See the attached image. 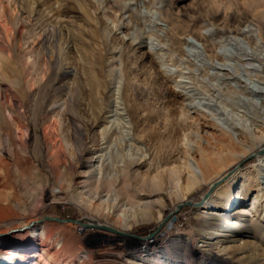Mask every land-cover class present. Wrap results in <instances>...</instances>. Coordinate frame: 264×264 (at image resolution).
Listing matches in <instances>:
<instances>
[{
    "label": "rangeland",
    "instance_id": "1",
    "mask_svg": "<svg viewBox=\"0 0 264 264\" xmlns=\"http://www.w3.org/2000/svg\"><path fill=\"white\" fill-rule=\"evenodd\" d=\"M0 3V253L22 264H264V148L242 159L253 139L231 140L210 115L251 111L257 122L260 108L238 103L235 80L217 78L213 58L186 56L199 31L209 45L239 34L262 57L250 62L264 66V0ZM8 28L19 30L11 40ZM254 133L264 136V125ZM192 156L206 173L194 184ZM127 157L137 160L123 178ZM234 165V180L223 177L202 201ZM99 168L117 175L127 209L153 203L128 210L136 223L126 232L71 196ZM34 225L42 229L29 238Z\"/></svg>",
    "mask_w": 264,
    "mask_h": 264
},
{
    "label": "bare ground",
    "instance_id": "2",
    "mask_svg": "<svg viewBox=\"0 0 264 264\" xmlns=\"http://www.w3.org/2000/svg\"><path fill=\"white\" fill-rule=\"evenodd\" d=\"M5 8H6L5 5L0 3V18L6 22L5 26H7L8 18L6 17ZM20 26H23V24H21ZM9 30L10 28H8L6 31V36L8 40L13 39L14 34L19 33V30H17L13 35H11L9 34ZM252 30L254 29L247 27L241 30L240 32L243 33L244 35L245 32H251ZM236 35L237 34H235L234 36L227 37L225 42L223 41L224 40L223 38H222L223 42L211 41L209 45L206 43L208 35L204 32L199 31L198 37L196 39L194 38L193 41H191V38L187 39L188 43L190 44V49L187 51L186 56L187 57L193 56L195 57V59L199 58L201 60L206 56L213 58L211 59V63L213 65V69L217 70L214 75L217 78L218 76L222 77L223 80H235L234 88H233L235 92H233V94L241 93V95L237 97L238 103L245 105L244 107L248 109H251L250 108L251 106L260 108L259 113L262 115V117L260 118L261 120L257 121L258 123L254 121L256 119V116L252 114L251 111H245L242 112L243 114L241 113L238 114V113H231L230 111L227 110L224 111L215 110L214 113H210V115L213 116V119L217 121L221 129L230 136L231 140H234V138H236L240 132L244 134H248L253 139V143L254 145H256V150L255 151L251 150V152L249 153H244V155H242V159H243L248 154H251L253 152L258 153L264 148V136H262V134L256 135L254 133V130L259 124L264 125V79L260 81L258 80L254 81L252 79V70H255L256 72L262 71L264 70V66L263 64H255V62L254 63L250 62L251 60H258L261 59L262 57L255 52L256 50H254V48L256 49V47L252 48L250 43L243 39L244 37L242 38L239 34L238 35L240 37ZM253 35H256L257 39L259 40L257 33ZM198 39L203 40L205 43L199 42ZM217 45H219L218 49H216ZM243 54H244V59L242 57ZM245 55L247 56V58H245L246 57ZM217 59L218 60L221 59V60L217 61ZM243 61H246V63H241ZM240 70L244 71V75L246 77L245 80L240 79V75H241L239 73ZM13 73L16 74L18 73V71H15ZM203 101L204 100H202L200 104L204 105L205 107H208L209 102L206 103ZM117 110L118 108L115 107L114 111ZM108 112H112V110ZM110 130L115 131V128L109 127L106 130V133H108ZM261 159L264 162V154ZM136 160L137 158L135 157L132 158L127 157L121 160V165L119 167V170L123 178H125V176L127 175L129 166L133 165ZM203 161H204L203 159L196 160L193 156L187 160V168L190 169V171L192 172L191 174L195 176V179L193 180V184L194 182H196L197 179L205 176L206 174L204 171V167L202 166L204 165ZM237 173H240V171L238 170L237 166L234 165L230 167L226 172L222 173L223 175H221L220 177L226 176L227 177L226 181L232 182L234 180V177L237 175ZM174 178H175V174L169 172V177H168V181L170 183L168 186L169 189H171L172 185L176 184L174 183L175 180ZM116 180H117V175L115 173L112 174H109L107 172L104 173V171L102 172L100 168L97 169L96 172L95 170H91L87 178L83 181V183H81L82 184L81 191H77V190L73 191L71 196L76 201H78L80 205H82L83 207H88L92 205L98 211L101 217L119 218L121 221V226L119 228V231L126 232L131 225L136 223V221L131 219L127 214L128 210L133 208L151 207L153 203L152 201H147L144 199L142 200V198H137L136 201L133 204H130L129 208L127 209L126 208L127 203L120 202L119 198L117 197L118 196L117 191L114 188L115 185L114 183ZM122 186H123L122 189L124 190L129 189L128 188L129 186L125 183H123ZM83 195L85 196L84 198ZM136 196L133 197L135 198ZM237 198L238 196L235 197V200ZM208 204L209 202L206 203V205ZM93 224L96 227H102L98 223L97 224L93 223ZM105 224L111 226V224L108 222H105ZM94 225H92L91 223V227H94ZM36 226L37 225H34L32 228L29 229L30 231H27L28 233L27 236L29 238L31 237L33 238L35 235H39L40 230L42 228ZM170 227H171L170 222H166L165 225L163 226L164 230L169 229ZM137 257L145 258V255L139 253L137 254ZM18 258L19 257L17 256V254L15 255L14 253H6V254L0 253V264H22L19 263ZM150 258H151L150 260H157L158 257L156 255H151Z\"/></svg>",
    "mask_w": 264,
    "mask_h": 264
},
{
    "label": "water",
    "instance_id": "3",
    "mask_svg": "<svg viewBox=\"0 0 264 264\" xmlns=\"http://www.w3.org/2000/svg\"><path fill=\"white\" fill-rule=\"evenodd\" d=\"M222 179H223V177H222L220 180H218V181H216V182H214V183L211 184L209 190H208V191L206 192V194L204 195L202 201H204V200L209 196V194L212 192V190H214V188L217 186V184H218L219 182L222 181ZM202 201H201L200 203H202ZM200 203H199V204H200ZM59 220H60V219H59ZM60 221H62V220H60Z\"/></svg>",
    "mask_w": 264,
    "mask_h": 264
}]
</instances>
